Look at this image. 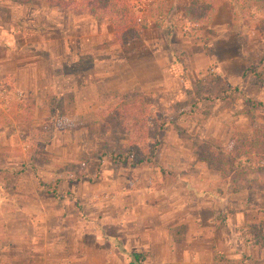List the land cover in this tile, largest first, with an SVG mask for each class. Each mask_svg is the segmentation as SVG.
Returning a JSON list of instances; mask_svg holds the SVG:
<instances>
[{"label": "rangeland", "instance_id": "374dc122", "mask_svg": "<svg viewBox=\"0 0 264 264\" xmlns=\"http://www.w3.org/2000/svg\"><path fill=\"white\" fill-rule=\"evenodd\" d=\"M51 1L0 0V42L12 48L0 62V91L11 92L0 98L4 202L24 171L63 199L61 181L137 188L147 172L155 186L181 190L196 166L210 186L194 202L210 203L213 226L230 221L228 237L242 264H264L257 253L263 248L252 246L244 230L264 232V0H189L182 12L174 8L181 0H157L170 35L163 37L147 11L146 28L126 52L106 37V20L71 14ZM128 3L140 16L151 0ZM124 107L141 111L133 114L142 118L141 129L114 112ZM127 150H139L147 164L111 162ZM216 156L226 179L211 166ZM109 174H116L115 185ZM19 184L31 186L27 179ZM179 192L184 201L193 199ZM197 213L208 217L207 207ZM71 232L57 239L66 250L76 237Z\"/></svg>", "mask_w": 264, "mask_h": 264}, {"label": "crops", "instance_id": "0c3cea01", "mask_svg": "<svg viewBox=\"0 0 264 264\" xmlns=\"http://www.w3.org/2000/svg\"><path fill=\"white\" fill-rule=\"evenodd\" d=\"M155 1L151 0L140 15ZM181 1L182 4L174 6L175 11L181 10L189 0ZM151 24L155 27L154 21ZM107 26L105 35L117 46L108 22ZM9 47L0 42V62L12 50ZM63 51H67L65 44ZM10 93L0 91V98ZM16 105L18 111L19 104ZM186 159L192 158L172 157L174 162ZM191 170L189 175L194 172L195 178L188 176L181 190L155 186L148 172L145 185L137 188L132 182L133 188H101L95 184L86 187L81 180L70 184L61 181L59 185L66 191L63 199H60L62 196L55 199L50 192L43 191L30 172L24 171L15 176L10 202H4L0 187V228L6 231L0 236V264L7 259L13 260L11 264H19L21 259L20 264H136L142 258L145 260L142 264H165L166 260H175V264H215V256L241 264L239 251L233 250L234 242L228 237L230 221L225 218L220 225L213 226L210 203L194 202L206 195L210 184L205 171L197 170L196 166ZM114 175L108 176L113 185L117 181ZM24 179L31 186L19 184ZM179 191L193 198H189L190 203L178 197ZM206 207L208 219L197 213ZM65 230L76 236L68 250L57 240ZM171 239L178 240L177 246L169 247ZM257 253L263 255L264 248Z\"/></svg>", "mask_w": 264, "mask_h": 264}, {"label": "trees", "instance_id": "16d2710c", "mask_svg": "<svg viewBox=\"0 0 264 264\" xmlns=\"http://www.w3.org/2000/svg\"><path fill=\"white\" fill-rule=\"evenodd\" d=\"M50 3L71 14L85 15L96 20H106L112 28L113 38L117 47L122 51L129 50L139 39L146 27V16H144V13L137 16L133 7L124 0H78L75 2L54 0ZM147 11L148 15L153 17L155 27L161 30L164 37L167 38L170 35L171 27L161 22L162 19H167V15L164 11V3L156 0ZM124 108L125 109L121 112H114H116L117 115H129L128 121H131V125L141 129L144 124L142 118L137 122L133 115L135 113L140 114L138 112L141 111L138 110L135 112L132 107ZM132 119L135 121L132 122ZM253 142H255V140ZM110 160L111 162H117L119 164H125L130 161L129 165L131 166L147 164L139 150L122 151L117 157L111 155ZM221 164H223L222 159L218 156L211 162V166L218 172L220 180L228 177ZM229 184L232 185V178H229ZM244 230L247 231L246 235L251 238L250 243L252 246L264 248V232L257 229L255 226H245ZM214 262L215 264H233L218 258H215Z\"/></svg>", "mask_w": 264, "mask_h": 264}]
</instances>
